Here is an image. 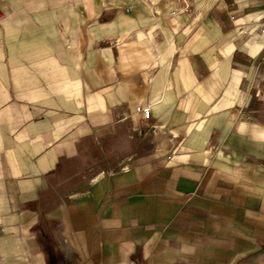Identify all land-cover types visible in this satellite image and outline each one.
Segmentation results:
<instances>
[{
  "label": "crops",
  "instance_id": "crops-1",
  "mask_svg": "<svg viewBox=\"0 0 264 264\" xmlns=\"http://www.w3.org/2000/svg\"><path fill=\"white\" fill-rule=\"evenodd\" d=\"M0 264H264V0H0Z\"/></svg>",
  "mask_w": 264,
  "mask_h": 264
},
{
  "label": "built area",
  "instance_id": "built-area-1",
  "mask_svg": "<svg viewBox=\"0 0 264 264\" xmlns=\"http://www.w3.org/2000/svg\"><path fill=\"white\" fill-rule=\"evenodd\" d=\"M143 111H144V114H145L147 117L150 115V108H149V107L145 108Z\"/></svg>",
  "mask_w": 264,
  "mask_h": 264
}]
</instances>
